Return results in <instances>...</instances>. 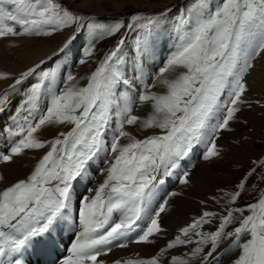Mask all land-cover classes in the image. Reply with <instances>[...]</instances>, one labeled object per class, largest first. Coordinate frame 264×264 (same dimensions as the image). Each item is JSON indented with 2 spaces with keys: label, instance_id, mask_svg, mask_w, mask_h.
<instances>
[{
  "label": "snow or ice",
  "instance_id": "1",
  "mask_svg": "<svg viewBox=\"0 0 264 264\" xmlns=\"http://www.w3.org/2000/svg\"><path fill=\"white\" fill-rule=\"evenodd\" d=\"M82 19L56 0H0V38L49 36L79 25ZM140 19L138 15L132 17L133 21ZM148 20L155 23L153 18ZM181 24L175 51L150 83L144 82L143 59L155 51L157 36L153 30L149 29L136 46L139 58L133 64V81L139 79L143 85L139 103H151L152 111L146 118L133 115L136 101L117 92L118 87L132 83L122 58L124 39L104 56L86 86L72 84L76 78L69 75V83L57 91L51 86L55 84V73H43L44 79L51 81L46 89V111L39 112L40 89L36 87L27 98L30 118L15 121L17 129L12 134L21 138L11 147V155L0 156V161L11 162L26 150L49 148L26 179L0 190V264H32L33 254L39 257L62 243L63 226L72 220L74 195L81 231L62 264H102L98 257L107 255L112 247L126 248L133 233L136 236L131 242L138 244H151L154 241L150 237L162 233L158 218L165 211L166 202L154 215L149 214L158 186L165 183L162 177L172 175L177 160L204 137L211 140L204 159L217 156L216 134L230 130L229 122L236 119L240 106L246 103L242 99L247 91L245 77L253 61L264 53V0H221L214 7H210L209 0H194ZM47 26H51V31L45 30ZM121 27L117 23L105 31L114 35ZM70 44L71 41L67 42L64 48ZM84 55L91 57L93 48L89 47ZM80 63L86 61L81 59ZM178 68L184 71L170 78ZM34 71L22 73L16 83L21 84ZM7 78L8 73H0V79ZM156 87L165 91L153 92L151 89ZM7 104V93L0 95V112ZM35 112L39 115H33ZM113 114L119 118V124L107 142ZM52 125L72 127L50 141L40 140L36 133ZM126 125H138L142 130L159 129L160 134L138 140L125 130ZM125 138L128 142L121 143ZM101 153L105 159L108 155L113 158L104 169L103 182L94 195L87 196L84 192L93 190L85 187L81 192L80 186L84 181L90 183V162ZM257 164L264 167V161ZM187 177L184 172L180 183L187 184ZM245 181L237 185L239 191L235 194L225 193L232 202L242 195ZM234 211L240 214L239 225L227 230L234 222ZM245 211L251 214L245 216ZM114 214H119L118 222L113 220ZM145 219L147 223L141 227L137 222ZM215 219L214 213L203 212L182 228L166 249L193 243L194 235L198 239L189 255L199 257L200 264H212L221 243L227 240L230 243L226 252L240 250L231 264H264V198L247 209L229 210L219 217L220 223L213 231H200L204 225L214 224ZM125 264H159V258L128 260ZM170 264L190 262L173 256Z\"/></svg>",
  "mask_w": 264,
  "mask_h": 264
},
{
  "label": "bare ground",
  "instance_id": "2",
  "mask_svg": "<svg viewBox=\"0 0 264 264\" xmlns=\"http://www.w3.org/2000/svg\"><path fill=\"white\" fill-rule=\"evenodd\" d=\"M180 1L181 0H56V2L61 3L64 8L70 10L74 14L81 13L82 15H107L114 17L119 14L133 12L134 15H138L144 20L143 29L137 38L135 48H133L134 52H132V58L129 56V52L132 48L129 43H125L121 49L122 58L126 61L125 68L129 73H127V77L132 81L130 86L127 87L131 92L126 93L124 91V93H122L120 87L117 89V92L120 95L131 97L136 101V103L133 104L132 114L141 118H146L151 113L152 109L150 102L141 105L138 101V95L143 91V85L139 79L133 81V64L135 59L139 58L136 46L140 39L147 34L148 30L152 29L153 34L157 36L155 51L150 56H145L143 59L145 72L144 82L150 83L157 70L163 66L167 58L173 51H175L176 38L178 33L182 31L181 22L184 20L180 15ZM5 7L9 6L5 5ZM148 18H153L155 23L150 24ZM6 23L12 25V22L10 21H6ZM16 30L20 31L18 26H16ZM45 30L51 31V26H47ZM73 32L74 29L67 28L61 31H54L52 35L49 36L32 35L0 38V73L9 74V78L0 79V95L4 94L16 81L15 78L17 75H21L22 73L35 68L32 76L25 79V81H23L18 87H15L14 90L12 89V92L7 93L8 104L5 106L4 111L0 112L1 139L4 137V128L9 129L7 124L11 123L14 118L16 119V114L21 113L23 111L22 109L28 108L27 98L32 94L36 87L41 85L43 87L44 85L45 88V90H43L44 88L40 90L39 101L42 103L46 98L48 99V92L46 89L51 81L45 79L44 82V72L55 73V84H52L51 86L57 91L65 84L69 83L67 81L69 75L76 78L71 82L72 84H75L78 87L86 86L88 77L96 70L97 65L100 63L104 55L108 53L107 51L109 50V47L113 46H110L109 41H102V36L100 35L96 36L95 41L92 43H88L86 38L87 35H84L83 33L76 34L75 32L74 34H76V38L72 39L71 35ZM74 34L72 36H74ZM69 41H71L70 46L64 48V45ZM89 47L93 48V55L91 57H86L84 53ZM62 48L64 49L63 51H61ZM81 59L85 60L86 63H80ZM182 71H184V69H176L171 73L170 78L175 77ZM165 75L169 74L166 73ZM245 83L247 85V91L242 99H244L246 103L240 106L241 110L237 113L236 119L229 122V128H231L230 126L234 128V139H231L234 141H229V148L228 146L227 148L223 146L222 140L225 135L230 136L232 133H229L231 132L229 130H221L216 134L217 138L215 143L218 145L219 149L221 148V151H224L225 149L238 151V157L246 161L247 165H250L258 156H260V153L257 150V141L259 139L264 140V53L253 61V67L245 77ZM151 90L158 93H163L165 91L162 87L152 88ZM222 99H226V97H222ZM115 117L116 116L113 114L110 126L106 133L107 139L109 138V134L111 135V138L114 135V132H112L113 135L110 132L112 123H115L116 126L119 124V118L116 119ZM71 127L72 125H69L68 127L65 125L45 126L39 130L36 135L39 138L50 141L56 138L60 132H67ZM125 130L130 132L138 140H143L145 137L153 133L160 134L159 129L142 130L138 125H126ZM246 133L249 134V139L244 136ZM16 142L17 141L13 140L10 147L14 146ZM127 142L126 138L121 141V143ZM48 150V147L39 150H26L19 156H27L29 158L23 157L22 159H17L14 157L11 162H3L0 164V177L3 178L0 179V190L10 187L17 181L26 179ZM224 153L226 154L227 152L225 151ZM0 155L2 156L1 152ZM99 163V166H101L102 161ZM223 164L224 163H222V166ZM107 165L108 163H105L104 166L102 164L103 172ZM222 166L221 164H218L212 167L210 166L204 170L195 167V170L188 173L187 178L189 182L187 185L173 190L166 198L167 200L165 199L166 204L163 203L165 204V211L162 212L158 218L160 227L163 231L157 236L150 237V239L154 241L153 243L138 244L133 242L132 244H128L126 248H114L111 252L105 255L108 262L101 261L99 257L98 262H102V264H116V262L119 261L120 264H125L128 260L136 261L158 256L159 264H170V261L164 262L166 253L163 252L161 254L160 250L166 247L170 240H174L177 235H180L182 228L188 227L194 222V220L200 218L205 211L212 212L216 216L214 224L206 225L209 232L213 231L220 223L219 217H222V212L219 209H216L220 204L218 203L220 201H217L216 199L219 194L224 193L220 191L216 194L217 192L214 191L212 194L214 195V199H209V191H213V189L208 187L209 183L207 186L205 185V188L208 189V191H206L205 188H200L199 184L203 185V183L209 179H218L220 178V175L233 178L234 174L230 171H223L224 167ZM97 175L100 178H96L95 175V178L92 180H94L95 183H98L93 186H87V188H90L93 191H80L84 192L87 196H92L95 189L103 182L101 171L100 175L99 173ZM81 187L82 189L85 188L84 185L80 186V189ZM76 211V196L74 195L71 215L76 219L75 224L79 223L78 218L75 216ZM152 215H154V213ZM74 231H76L75 228L73 229V232ZM62 236L64 238H69V235L66 236V233L64 232L62 233ZM64 238L62 242L63 252L68 249V244L70 243V241L69 243L66 242ZM74 239L75 238L72 237L71 243L74 242ZM129 251H133V253H130ZM239 252L240 250L237 249V253L231 255V253L224 250L221 255L222 262L219 264H231V260L236 254H239ZM121 253L122 255H120ZM70 254L69 250V253L65 255L67 257ZM62 261L60 258L59 263L62 264Z\"/></svg>",
  "mask_w": 264,
  "mask_h": 264
},
{
  "label": "rangeland",
  "instance_id": "3",
  "mask_svg": "<svg viewBox=\"0 0 264 264\" xmlns=\"http://www.w3.org/2000/svg\"><path fill=\"white\" fill-rule=\"evenodd\" d=\"M180 2H181L180 7H179L180 15L182 18L185 19L189 15V12L191 10L192 4L194 3V0H181ZM220 3H221V0H209L210 7L218 6ZM75 15H79V16L83 17V19L79 22V25L74 24L72 27H70V29H74V32L72 33V35L75 32H76V34H78V33H83L84 35L86 34L87 35L86 38L88 40V43H92L93 41H95L96 36L100 35V36H102V41H104V40L109 41L110 46L113 45L112 47H109V50L107 52H109L110 50H113L117 46L120 39H124L125 43H129V45L132 47L130 52H129V56H130V58H132V56H133L132 52H134L133 48H135L137 38L143 29V24H144L143 19L133 21L132 20V17H133L132 15H134L133 12L132 13L130 12V13L119 14V15H116L114 17L107 16V15L106 16H95V15H89V14L82 15L81 13H76ZM134 16H136V15H134ZM117 23L122 24L123 27H121L120 31L115 33L114 35H108L107 32L105 31V28L111 27ZM96 25H104L105 28H97ZM76 34H74V36L71 35V37L76 38ZM79 53H81V52H79ZM103 58L101 59V61L103 60ZM98 66H99V64L97 65V67ZM127 73H128V70H126V75L129 74V73L128 74ZM20 77H21V75H17L15 79L17 80ZM44 82H45V79H44ZM19 85L20 84H17L15 81L5 93L12 92L15 89V87H18ZM43 88H44V85H43V87H42V85L39 86L40 90H42ZM43 90H45V88ZM120 91H122V93H124V91L126 93L131 92V90L129 91L127 89V87H125V86H120ZM47 106H48V99L47 98L42 103L39 100L37 101V107L39 109V112L46 111ZM22 110L23 111L21 113H19L20 115L19 114H16L17 116L15 115L16 119L14 118V120L11 123L7 124V127H9V129L4 128V131H3L4 137L2 139L0 138V140H1L0 141V152L2 155H8V154L11 155L10 144L12 143L13 140L18 142V140L21 138L19 136H15L12 134L17 129V125L15 124V121L17 119H20L21 122H23V120L25 118H30L28 108L22 109ZM39 112H35V113H33V115L38 116ZM115 118L118 119V117H115ZM257 118H258V115H257ZM35 122L36 121H33V123H35ZM11 124H12V126H11ZM68 126L69 125H67V127ZM230 127L231 128H229L230 129L229 131H231V132H229V133H232V135H230V136L225 135V137L222 140L223 146H225L226 148L230 143L229 141H232V142L234 141V140H231V139H234L233 138V134H235L234 128H232V126H230ZM116 128H117V126L115 125V123L114 124L112 123V127L110 128L111 134H112V132H114L113 134H115ZM70 130L71 129H69L68 131H70ZM229 133H227V134H229ZM150 135H159V134L153 133ZM150 135H148V136H150ZM208 135L210 136L211 133L209 132ZM241 136H242V134H241ZM244 136L248 139L250 137L249 134H247V133L244 134ZM216 138H217V135L215 137V140H216ZM40 140L46 141L43 138H40ZM209 140L210 139L207 137H204L201 139V141L208 144V146L205 149H202L201 145L199 146V141H198V142L193 144V146L190 150L191 152L189 151L185 157L181 158L183 160H177V168L180 169L181 175H183L184 172L189 173L190 171L195 170L194 169L195 167H197L200 170H204L206 168H209L210 166L212 167V166H215L218 164H221V166H222V163H224L222 166V167H224L223 171L232 172L234 174L233 178H228V177H224V175H220V178H218V179L215 178L216 180L215 179H209L206 182H204L205 184L204 183H203V185L199 184L200 185L199 187L204 189L207 186V184L209 183L208 187L213 189V191H211V190L209 191V194H208L209 199H214V197H213L214 195H212L214 191L217 192L216 194H218V192H220V191L224 193V194H219L220 197L218 196V198L216 199L217 201L218 200L220 201V202H218L220 204H219L218 208H216V209H219L222 212V216L227 215V212L229 210H234L236 208L247 209L248 205H250L252 203H257L260 198H264V167H259L257 164V162L264 161V140L259 139L257 141V150L260 153L259 154L260 156H258L256 158V160L254 162H252V164H250V165H247L246 161H244L238 157V155H237L239 153L238 151H236V150L233 151V150L225 149V148H224L225 149L224 151L223 150L221 151L220 150L221 148L219 149L218 145H216V146H217L219 154L217 156H213L209 160H205L204 156L206 155L207 148L211 146V141H209ZM110 141H111V138L107 139V142H110ZM229 147L230 146H228V148ZM225 151L227 152L226 154L224 153ZM23 157L29 158L27 156H17V157L15 156V158H17V159H22ZM112 158L113 157L111 155H108L107 159H105V154L101 153L99 158L90 162L92 165V168L89 172L90 183L88 181H84V182H82L81 186L84 185V187H87V186H91V185L93 186V185L97 184L98 182L95 183V181L92 179L95 178V175H96V178H100L97 175L98 173L100 175V171H101V178L104 179L102 167L104 166L105 163H109V161ZM101 161H102L103 166H102V164H101V166H99L100 165L99 162H101ZM2 163H3V161H0V164H2ZM100 167H101V170H100ZM253 169H255V171H253ZM6 171H9V170H6ZM175 172L176 171H174L173 173H175ZM250 172H252L253 174L251 176H248V173H250ZM181 175L179 174L178 176L181 177ZM246 176H248V179L245 181ZM169 177L170 176L162 177V178L164 180H167ZM178 180L180 181V179H177V182H178ZM241 181H245V188L242 192V195L235 202H232L230 200L229 196H226L225 193L235 194L237 191H239V189L237 188V185ZM193 184H196V183H193ZM184 185H187V184L179 183L178 187H176L175 189L181 188ZM80 190L83 191L84 189H82V187H81ZM205 190L208 191V189H206V188H205ZM92 195H94V193ZM166 200H164L163 203H165ZM74 209H75V207H74ZM250 214L251 213L248 211L244 212L245 216L250 215ZM75 216H76V218H78V212L77 211L75 212ZM233 216H234V222H233V224L229 225V228L227 230H233L234 227L239 225L240 214L238 212L234 211ZM114 221L118 222V219H115ZM64 225L66 228V232L68 233L69 230H68L66 224H64ZM74 228L76 231L77 230H79V232L81 231L79 223H76ZM200 231L209 232V230H207V228H206V225H204L200 229ZM78 235H79V233H78ZM71 239H72V234L69 235V238H64V240L66 242L69 243V241H70V243H69L70 245H71ZM182 239H188V238L182 237ZM191 239L193 240V243H189L186 246H178V247L173 248V249H166V247L162 248L164 250L163 252L166 253V255L164 257V259H165L164 262H166V261L171 262L172 257L177 256V257H181L184 259H188L190 264H200V258L199 257L192 258L189 255L191 250L196 246V244L194 242L198 239V237L193 235L191 237ZM170 241H173V240H170ZM229 243H230V241H227V240L223 241L221 243L220 248L217 250V253L215 254L216 260H214L212 262V264H219L222 262V257H221L222 252L225 250V248H227ZM69 244H68V249L70 247ZM56 248L60 249L59 255L61 258L63 253L65 252V251L63 252L62 243H59ZM161 250H160V252H161ZM129 252L133 253V251H129ZM158 252H159V250H158ZM235 253H237V249L233 250L231 255H233ZM120 255H122V253ZM120 255H118V256H120ZM99 258L101 261L108 262L107 261L108 259H107V257H105V255H101V256H99ZM57 259L58 258H55V260L52 261L53 264L56 263ZM45 260H46V258L41 260L40 263L46 264Z\"/></svg>",
  "mask_w": 264,
  "mask_h": 264
}]
</instances>
